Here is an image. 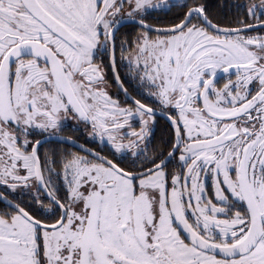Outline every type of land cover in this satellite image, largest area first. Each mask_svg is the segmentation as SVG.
Masks as SVG:
<instances>
[{"label":"snow or ice","instance_id":"1","mask_svg":"<svg viewBox=\"0 0 264 264\" xmlns=\"http://www.w3.org/2000/svg\"><path fill=\"white\" fill-rule=\"evenodd\" d=\"M0 264H264V0H0Z\"/></svg>","mask_w":264,"mask_h":264},{"label":"flooded vegetation","instance_id":"2","mask_svg":"<svg viewBox=\"0 0 264 264\" xmlns=\"http://www.w3.org/2000/svg\"><path fill=\"white\" fill-rule=\"evenodd\" d=\"M216 2H217V3H220V2H221V0H216ZM160 15H161V17H163V16H164V14H163V13H160Z\"/></svg>","mask_w":264,"mask_h":264}]
</instances>
